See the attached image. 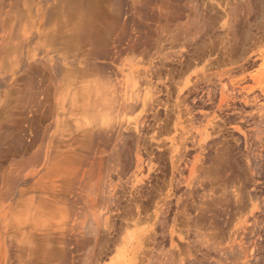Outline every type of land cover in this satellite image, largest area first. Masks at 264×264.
<instances>
[{
    "label": "rangeland",
    "instance_id": "obj_1",
    "mask_svg": "<svg viewBox=\"0 0 264 264\" xmlns=\"http://www.w3.org/2000/svg\"><path fill=\"white\" fill-rule=\"evenodd\" d=\"M62 235L72 264H264V0H0V264Z\"/></svg>",
    "mask_w": 264,
    "mask_h": 264
},
{
    "label": "bare ground",
    "instance_id": "obj_2",
    "mask_svg": "<svg viewBox=\"0 0 264 264\" xmlns=\"http://www.w3.org/2000/svg\"><path fill=\"white\" fill-rule=\"evenodd\" d=\"M93 26V25H92ZM91 26H89L88 27V32L86 31V33H94V32H92L94 29H92V28H90ZM89 28H90V31H89ZM54 29V28H53ZM58 30V29H57ZM42 33H44V32H42ZM45 33H46V31H45ZM103 33H105V32H103ZM58 34V32L56 31V29H54V30H52V33H51V35L48 37L46 34V36L48 37H46V39L48 40V44H47V47H51V49L53 48V51L54 52H56V48H58L59 49V47H55V45H61V44H64L65 43V41H64V43L63 42H61L60 41V37L62 36H60L59 34V36L57 35ZM49 35V34H48ZM57 36H58V38L59 39H57ZM93 36H94V34H93ZM95 36H97V34L95 35ZM101 36V37H100ZM100 38L98 37V38H96V37H91V34H90V37H91V39H93V38H95L94 40V42H96V45H97V49H99V53H98V55L99 56H101V58H102V56H105L106 54H105V49H106V44L108 43V41L106 42V37L105 38H103L102 37V35L100 34ZM104 36V35H103ZM62 38V37H61ZM73 36H71V38L69 37V39H70V41L71 42H73ZM99 39V40H98ZM46 40V41H47ZM108 40V39H107ZM59 41V42H58ZM66 41H67V38H66ZM46 43V42H45ZM45 43H42L41 44V47L43 46H45L46 44ZM45 44V45H44ZM109 45V44H108ZM42 47V48H43ZM46 47V46H45ZM44 47V48H45ZM39 49H40V46H39ZM68 49H70V50H73V48L71 47V44L70 45H68ZM107 49H108V46H107ZM106 49V50H107ZM49 50V49H48ZM59 51V50H58ZM66 52H68V53H66ZM97 52H98V50H97ZM108 53V52H107ZM61 54V53H60ZM70 54L71 53H69V51H65L64 53H62V55H60V57L58 58V59H61V62L63 63V65H64V68L66 67V72L64 71V75H65V77H64V82H62L63 84H65V85H68V84H70V83H72L71 81H72V78L75 76V74H81V73H83V72H85V71H83V69H79L78 68V66L77 65H75V62H73V61H71L70 59L73 57V56H70ZM59 55V54H58ZM55 56V55H54ZM77 56V55H76ZM53 58V57H52ZM56 59V58H55ZM73 59H75L74 57H73ZM51 62H53L54 61V58L53 59H51L50 60ZM75 61V60H74ZM78 60H76V62H77ZM55 62V61H54ZM53 64H55V63H53ZM77 64V63H76ZM79 64V63H78ZM58 65V64H57ZM62 66V65H61ZM85 70V69H84ZM85 74V73H84ZM69 86V85H68ZM7 139V138H6ZM18 141V140H17ZM49 235V234H48ZM28 237H29V235H27ZM62 236H64V235H62ZM67 236V235H66ZM66 236H64L62 239V241H61V243H60V245L58 244V242H57V246L59 245V248H57L56 247V249H57V251H58V256H59V262H58V264H72L71 262H70V259H72L73 258V254L74 253H76V249H73L72 247H71V243H70V241L67 239V237ZM49 237V236H48ZM51 237V236H50ZM61 237V236H60ZM55 237H53V239H54ZM47 239V238H46ZM48 239H50V238H48ZM58 239V238H57ZM77 239V238H76ZM55 241V240H54ZM60 242V241H59ZM76 257V256H75ZM75 259V258H74Z\"/></svg>",
    "mask_w": 264,
    "mask_h": 264
}]
</instances>
